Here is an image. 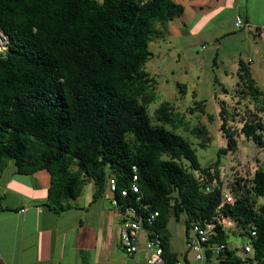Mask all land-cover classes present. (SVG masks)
I'll list each match as a JSON object with an SVG mask.
<instances>
[{
  "label": "trees",
  "instance_id": "16d2710c",
  "mask_svg": "<svg viewBox=\"0 0 264 264\" xmlns=\"http://www.w3.org/2000/svg\"><path fill=\"white\" fill-rule=\"evenodd\" d=\"M183 12L176 0H0V28L8 36L0 51V169L10 160L20 174L47 169L46 205L55 212L70 209L88 181L94 182L97 200L114 179L120 205L159 212L149 228L162 236L167 264L178 259L189 264L188 252L179 258L171 250L172 214L184 220L186 237L194 221L233 219L235 228L214 240L229 246L232 237L248 240L255 229L247 262L264 264V170L235 179L230 189L236 200L227 202L219 159L202 166L191 141L177 131L184 125L177 109L162 102L153 116L148 111L157 97V81L146 69L150 43L164 39L161 33ZM237 74L234 91H246L259 113L244 110L238 131L234 114L219 101L227 140L219 158L237 150L236 135L264 147V92L242 60ZM195 103L205 112L203 102ZM190 133L202 148L211 142L205 127ZM135 173L139 201L131 191L121 196ZM207 184L215 190L206 192ZM236 250L229 251L228 264H238Z\"/></svg>",
  "mask_w": 264,
  "mask_h": 264
},
{
  "label": "crops",
  "instance_id": "0c3cea01",
  "mask_svg": "<svg viewBox=\"0 0 264 264\" xmlns=\"http://www.w3.org/2000/svg\"><path fill=\"white\" fill-rule=\"evenodd\" d=\"M176 1L184 6L182 16L173 20L180 35L209 34L218 41L226 31L237 30L240 16L245 25L239 30L255 29L264 38V0ZM50 184L47 169L20 174L13 160L0 169V264L132 263L121 242L120 213L108 193L94 200L90 180L70 209L55 212L46 205ZM188 258L189 264H201Z\"/></svg>",
  "mask_w": 264,
  "mask_h": 264
},
{
  "label": "rangeland",
  "instance_id": "374dc122",
  "mask_svg": "<svg viewBox=\"0 0 264 264\" xmlns=\"http://www.w3.org/2000/svg\"><path fill=\"white\" fill-rule=\"evenodd\" d=\"M239 29L226 31L218 41L209 39V34L207 37L189 38L185 34L180 35L176 22L171 21L167 31L161 33L167 39L159 38L150 43L153 55L146 65L147 71L157 81V97L148 106L149 114L153 116L162 102L171 103L184 121V125L177 131L191 141L202 166H210L219 159L218 170L225 186H232L235 179H250L256 170H264V147H259L244 135H236V151L223 154L220 158L218 156L219 149L227 146V140L220 129V102L224 101V105L234 114L236 120L231 122L238 131L244 120V110H254L253 115L259 113L256 110L257 103L246 91H234L239 82L237 68L240 60L248 64L256 76L257 85L264 92V38L255 35V29ZM2 40H5L4 50L8 41L4 33L0 43ZM182 85L185 86L184 90ZM224 88L228 89V93ZM195 101L203 102L205 112L197 109ZM209 116H213V119ZM197 125L209 131L211 142L206 148L200 147L201 139L190 133V129ZM167 228L171 250L183 258L187 251L184 220H177L172 214ZM230 241L231 248L238 247L237 253L243 255V245L247 240L232 237ZM191 262L196 263L193 259ZM246 264L255 262L249 261Z\"/></svg>",
  "mask_w": 264,
  "mask_h": 264
},
{
  "label": "built area",
  "instance_id": "2783aa9c",
  "mask_svg": "<svg viewBox=\"0 0 264 264\" xmlns=\"http://www.w3.org/2000/svg\"><path fill=\"white\" fill-rule=\"evenodd\" d=\"M237 28L245 25L240 16L237 17ZM5 43V41H4ZM4 48V45H3ZM3 48L1 50H3ZM0 50V51H1ZM134 182L131 189H122L121 196L129 195V192L135 193L137 201L141 199L138 176L134 174ZM117 190L116 181L110 179L108 183L109 201L121 216V242L124 247V252L132 259L131 264H167V258L164 250V241L160 234L155 233L149 227L155 224L158 211L148 214L139 211L133 205L119 204L115 196ZM215 186L207 184L206 192H213ZM223 198L232 203L236 200V196L231 192L230 186H223L221 190ZM144 208V207H143ZM236 222L231 219H223L219 215L214 220L194 221L189 229V234L186 238L187 252L197 262L204 264L205 262H213L215 264H228L231 261L229 251L231 248L226 242L214 241L215 236L221 231H230L234 229ZM257 235L255 229L249 230L248 240L243 245V255L237 253L236 247L235 256L239 257L238 264H246L249 257L253 256L254 248L251 243ZM189 260V258H188ZM175 264H188L182 259H178Z\"/></svg>",
  "mask_w": 264,
  "mask_h": 264
},
{
  "label": "bare ground",
  "instance_id": "6f19581e",
  "mask_svg": "<svg viewBox=\"0 0 264 264\" xmlns=\"http://www.w3.org/2000/svg\"><path fill=\"white\" fill-rule=\"evenodd\" d=\"M2 32H3V31H2L1 28H0V37L3 35ZM4 41H5V40H2V43H0V50L3 48Z\"/></svg>",
  "mask_w": 264,
  "mask_h": 264
},
{
  "label": "clouds",
  "instance_id": "9594fccd",
  "mask_svg": "<svg viewBox=\"0 0 264 264\" xmlns=\"http://www.w3.org/2000/svg\"><path fill=\"white\" fill-rule=\"evenodd\" d=\"M6 34V33H5ZM7 35V34H6Z\"/></svg>",
  "mask_w": 264,
  "mask_h": 264
}]
</instances>
